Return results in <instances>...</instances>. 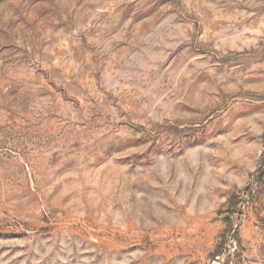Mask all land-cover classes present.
Returning <instances> with one entry per match:
<instances>
[{
	"label": "rangeland",
	"instance_id": "obj_1",
	"mask_svg": "<svg viewBox=\"0 0 264 264\" xmlns=\"http://www.w3.org/2000/svg\"><path fill=\"white\" fill-rule=\"evenodd\" d=\"M0 264H264V0H0Z\"/></svg>",
	"mask_w": 264,
	"mask_h": 264
}]
</instances>
